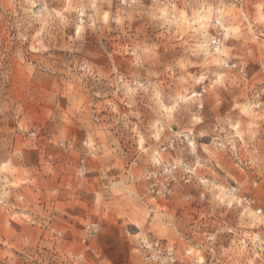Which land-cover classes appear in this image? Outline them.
<instances>
[{
    "label": "rangeland",
    "instance_id": "rangeland-1",
    "mask_svg": "<svg viewBox=\"0 0 264 264\" xmlns=\"http://www.w3.org/2000/svg\"><path fill=\"white\" fill-rule=\"evenodd\" d=\"M0 264H264V0H0Z\"/></svg>",
    "mask_w": 264,
    "mask_h": 264
},
{
    "label": "built area",
    "instance_id": "built-area-1",
    "mask_svg": "<svg viewBox=\"0 0 264 264\" xmlns=\"http://www.w3.org/2000/svg\"><path fill=\"white\" fill-rule=\"evenodd\" d=\"M124 1H126V0H124ZM153 1H155V0H153ZM185 170H186V173L184 175H182L181 179L185 182H189V178L191 176V170L189 168H187ZM167 185L168 186H166V185L162 186V188H161L162 190L160 188H157L156 192H155L156 195H160V194L164 195L165 193L169 195L171 193V187L169 186V183H167ZM154 186L157 187L156 181L154 182ZM147 246H148V249H150V250L152 249L153 252H157V254L159 256L161 247L159 246V243L157 241L154 243H151L150 245H147Z\"/></svg>",
    "mask_w": 264,
    "mask_h": 264
}]
</instances>
